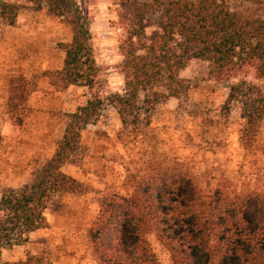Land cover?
Masks as SVG:
<instances>
[{
  "label": "trees",
  "instance_id": "obj_1",
  "mask_svg": "<svg viewBox=\"0 0 264 264\" xmlns=\"http://www.w3.org/2000/svg\"><path fill=\"white\" fill-rule=\"evenodd\" d=\"M78 0H0V22L13 26L25 3L46 10L73 28L62 46V68L54 73L59 89L92 88L98 74L91 35L81 22ZM233 1L254 10L231 9ZM264 0H119L117 19L124 30L118 44L123 88L110 94L124 127L139 124L142 112L185 93L179 73L191 60L207 64V77L226 84L221 107L226 119L239 108V140L254 145L264 125ZM76 16L77 20L70 21ZM152 29L148 34L147 30ZM249 71L254 81L238 79ZM236 80V81H235ZM140 95L142 99L140 100ZM103 100L93 97L67 114L62 139L52 158L19 191L0 196V253L47 226L45 211L60 194L83 193L61 172L80 148V135L98 117ZM131 193L107 191L88 232L98 264H160L148 236L167 250L171 264H264V182L236 191L222 179L203 192L185 169L161 167L138 177L129 174Z\"/></svg>",
  "mask_w": 264,
  "mask_h": 264
},
{
  "label": "rangeland",
  "instance_id": "obj_2",
  "mask_svg": "<svg viewBox=\"0 0 264 264\" xmlns=\"http://www.w3.org/2000/svg\"><path fill=\"white\" fill-rule=\"evenodd\" d=\"M118 3L77 1L78 19L90 32L98 66L90 89L61 90L54 79L63 65L62 46L73 37L66 20L21 3L13 26L0 22V196L6 189L19 191L29 185L52 158L67 114L93 97L104 102L95 122L81 132L78 152L61 167L83 193L54 197L45 211L47 226L2 250L0 264H98L89 229L105 192L130 195V173L138 177L154 168L176 166L187 170L203 192H211L223 178L236 191L264 182V125L254 145L244 147L239 140V108L234 105L226 119L221 107L227 85L208 79L205 62L191 60L180 71L186 90L179 100L170 98L152 115L142 112L139 124L122 125L106 101L123 88L118 44L124 30L117 19ZM231 9L247 13L254 7L233 1ZM74 20L76 16L70 19ZM243 78L254 81L249 71L236 80ZM148 240L159 263L171 264L169 253L155 237Z\"/></svg>",
  "mask_w": 264,
  "mask_h": 264
}]
</instances>
